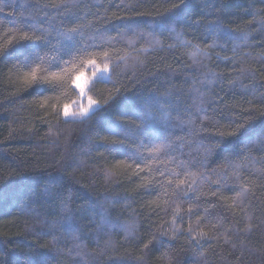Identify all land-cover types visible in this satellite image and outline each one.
Wrapping results in <instances>:
<instances>
[{
  "label": "trees",
  "instance_id": "1",
  "mask_svg": "<svg viewBox=\"0 0 264 264\" xmlns=\"http://www.w3.org/2000/svg\"><path fill=\"white\" fill-rule=\"evenodd\" d=\"M0 8V264H264V0ZM89 60L99 105L65 118Z\"/></svg>",
  "mask_w": 264,
  "mask_h": 264
},
{
  "label": "snow or ice",
  "instance_id": "2",
  "mask_svg": "<svg viewBox=\"0 0 264 264\" xmlns=\"http://www.w3.org/2000/svg\"><path fill=\"white\" fill-rule=\"evenodd\" d=\"M178 7H179V5H174V8H178ZM2 11H3V9L0 8V12H2ZM207 28H208V31L210 33H215L218 30L221 33L223 32V28L220 25V23L218 22V20L209 21ZM73 31H76V30L73 29ZM68 38L71 39L72 38L71 35H69ZM32 39H33V37L29 36L26 32L24 33V35L22 37H20V40H32ZM35 39L39 40V39H41V37H36ZM13 40H15V37H13ZM13 40H9L8 44H10V45L13 44ZM157 43H159V42L157 41ZM182 43H187V42L182 41ZM170 47H174V45H171ZM4 51H6V49H4L3 47H0V54H2ZM104 56L108 57V53L105 52ZM121 59H124V58H121ZM21 64H22L23 68L28 69V71H25L23 74V81L26 85L31 86L34 83L43 82L44 80H48L49 82H51V80H55V79L59 78V73L52 71V72L48 73L47 77H42L41 80L38 81L37 80V73L41 71L39 65H37L35 68L31 67V63L29 62V57H27V56L24 57V60L21 62ZM88 64L91 65L93 68H95L97 66L95 60H89ZM104 71H107V69H105ZM82 75L83 74L77 75L75 77V80H74V83L76 84V87L80 89L81 94H83V92H84V88L80 84V80H81ZM92 75L95 76L96 73L93 72ZM261 100L264 101V96L261 97ZM95 103H96L95 101L89 100L88 107L87 108H81L79 113H70L68 106H65L64 111H63V115L65 117H68L70 115H79L81 117L87 116L89 114V111H90L92 105ZM253 114L254 113L251 110H246L245 113H242V115H245L248 118H250ZM261 115L264 116V112H261ZM149 116H150V114H149ZM202 119H206V117H202ZM249 122L250 121L247 118L244 119L243 122L236 121V120L232 121L231 123H232V126L234 127V131L229 133V135L235 136L237 133L240 132V130L242 128H244L245 124H247ZM141 131L145 135L150 134L151 129L149 127V122L147 120L145 121ZM219 135H220V137H223L225 135V133L221 132V133H219ZM119 143L122 144L123 141H120ZM139 167H140L139 164H137V168H139ZM161 175H164V173H161ZM180 183L183 184L184 181L182 180V181H180ZM239 187H240V191H238L236 193V196H237V198H243L245 196V194L247 193L248 189L244 183H241L239 185ZM189 191H191L190 187H189ZM213 195H215V193H213ZM2 198H3V194L0 193V199H2ZM63 210L68 211L66 204H65V207ZM191 211H192V209L189 208V212H191ZM145 247H147V245H145ZM37 264H48V260L46 258L41 257L37 261Z\"/></svg>",
  "mask_w": 264,
  "mask_h": 264
},
{
  "label": "rangeland",
  "instance_id": "3",
  "mask_svg": "<svg viewBox=\"0 0 264 264\" xmlns=\"http://www.w3.org/2000/svg\"><path fill=\"white\" fill-rule=\"evenodd\" d=\"M105 69H107V71H104ZM93 72L96 73L95 76L92 75ZM81 74H83V75L81 76L80 84L83 86L84 92H83V94H81L80 89L77 88L76 84L73 82V87L77 90L78 96L73 103H71L70 105H67L70 113H79L81 108H87L88 107L89 100L95 101L87 95V87L90 84V82L93 81L94 79L108 78L109 69L107 67L103 68V67L96 66L95 68L92 67V71L90 73H88V74L87 73H81ZM98 105H99L98 102L93 104L89 113L94 111L98 107ZM63 111H64V109H63ZM63 111H62V115H63ZM63 117H65V116L63 115ZM83 117H85V116H83ZM65 118H82V117L79 115H70V116L65 117Z\"/></svg>",
  "mask_w": 264,
  "mask_h": 264
}]
</instances>
